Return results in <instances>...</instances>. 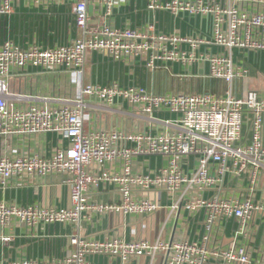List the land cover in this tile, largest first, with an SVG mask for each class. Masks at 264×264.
<instances>
[{"label": "built area", "instance_id": "obj_1", "mask_svg": "<svg viewBox=\"0 0 264 264\" xmlns=\"http://www.w3.org/2000/svg\"><path fill=\"white\" fill-rule=\"evenodd\" d=\"M91 2L0 0L1 17L17 3L69 4L73 13L70 32L51 47L0 44V189L59 175L71 203L0 202V241H10L16 224H77L92 211L148 217L162 208L160 195L181 237L151 242L75 235V252L62 260L0 264H89V256L127 264L156 255L165 264H264V90L238 93L249 67L232 54H264V0H143L150 13L199 21V33L185 35L153 25H112L109 18L127 0H94L100 19L92 25ZM90 54L140 62L152 74L174 75L176 68L195 71L198 79L200 71L209 85L199 92L156 93L116 81L85 82ZM27 71L67 74L70 92L12 91L10 79ZM97 117L110 126L92 125ZM45 135L57 138L49 155L38 141ZM100 185L115 187L119 201L88 202L87 192Z\"/></svg>", "mask_w": 264, "mask_h": 264}, {"label": "crops", "instance_id": "obj_2", "mask_svg": "<svg viewBox=\"0 0 264 264\" xmlns=\"http://www.w3.org/2000/svg\"><path fill=\"white\" fill-rule=\"evenodd\" d=\"M93 1L88 10L93 17L90 21L92 25L97 23V19H100L97 17L100 10H97V5ZM72 20V6L69 4L55 3L33 6L17 3L9 15L0 16V44L5 40H11L21 47L32 44L51 47L70 32ZM108 21L118 27L153 25L155 30L164 34L185 35L198 32L199 29V21L195 24L194 20L189 22L187 17L176 18L165 12L157 14L148 12L143 0H127L126 5L115 9ZM85 62V67L87 66L90 70L87 81L84 71L85 82L107 84L116 81L125 87L135 85L154 91V74L150 77L148 84V77L142 74L147 71L140 62L134 65H125L96 54H90L89 57H86ZM135 71L136 75H132ZM174 71L177 69L174 68ZM160 73L165 72L160 71ZM68 83L67 74L37 71H27L9 81L12 91H28L48 96H63L69 93L71 88ZM204 88L202 85V90ZM110 124L109 119L101 121L97 117V120H93L92 125L105 127ZM38 141L46 147L47 155L57 145V138L52 135L40 136ZM0 153H2V149H0ZM159 198L162 208L157 213L144 218L120 213L107 214L92 211L88 215L83 214L77 224L48 226L38 224L36 227L16 224L10 231V241L7 243L0 241V262L62 260L75 252V247L70 244L71 237L75 235L89 236L99 240L111 236H118L125 241L137 239L151 242L170 241L172 238L177 240L181 237L178 232L180 227L178 221L176 223L175 215L171 216L164 208L167 205L164 195H160ZM87 201L97 204L117 203L119 194L112 185H100L87 192ZM0 202L18 205L38 204L42 207L56 208L71 206L68 188L62 183V177L59 175H53L40 184H13L5 189H0ZM86 261L89 264H122L119 258L108 256H89L86 257ZM127 264L165 263L163 256L156 255L133 259Z\"/></svg>", "mask_w": 264, "mask_h": 264}, {"label": "rangeland", "instance_id": "obj_3", "mask_svg": "<svg viewBox=\"0 0 264 264\" xmlns=\"http://www.w3.org/2000/svg\"><path fill=\"white\" fill-rule=\"evenodd\" d=\"M233 56L235 59H238V60L240 59L248 63V67H249V74L244 79L237 82L238 93L246 92L249 90H264V54H257L255 56L247 54L246 57H243V55L233 53ZM87 57H89V55ZM194 68L196 69V71L198 70L197 66ZM199 69L201 70L202 67H200ZM84 71L86 72V81H87L89 80L88 76H89L90 70L88 69L87 66L86 67L84 66ZM198 72L201 75L198 79L196 78L197 73L195 71L193 72L175 71L174 75H171L170 73L161 74L159 71H156L154 75L149 72H144L142 74H144L145 77L146 76L148 77V84H149L150 77L152 75L154 76V80H155L154 81V91H157V92H178V91L180 92H199V91H202V85H205V89H207L209 85V81L207 78H205L204 80V78L202 77L203 75L202 72L200 71ZM135 73L136 71L132 73V75H136ZM0 144H1V139H0ZM170 215L174 217L173 214H170Z\"/></svg>", "mask_w": 264, "mask_h": 264}, {"label": "trees", "instance_id": "obj_4", "mask_svg": "<svg viewBox=\"0 0 264 264\" xmlns=\"http://www.w3.org/2000/svg\"><path fill=\"white\" fill-rule=\"evenodd\" d=\"M214 83H215L214 81L211 82L212 85H213Z\"/></svg>", "mask_w": 264, "mask_h": 264}, {"label": "bare ground", "instance_id": "obj_5", "mask_svg": "<svg viewBox=\"0 0 264 264\" xmlns=\"http://www.w3.org/2000/svg\"><path fill=\"white\" fill-rule=\"evenodd\" d=\"M35 140H37V139H35Z\"/></svg>", "mask_w": 264, "mask_h": 264}]
</instances>
